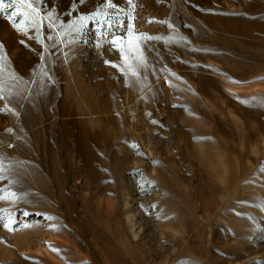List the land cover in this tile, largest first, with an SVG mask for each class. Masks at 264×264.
Segmentation results:
<instances>
[{
  "label": "rangeland",
  "instance_id": "374dc122",
  "mask_svg": "<svg viewBox=\"0 0 264 264\" xmlns=\"http://www.w3.org/2000/svg\"><path fill=\"white\" fill-rule=\"evenodd\" d=\"M112 3L0 15V264H264V0Z\"/></svg>",
  "mask_w": 264,
  "mask_h": 264
},
{
  "label": "snow or ice",
  "instance_id": "6c2138e0",
  "mask_svg": "<svg viewBox=\"0 0 264 264\" xmlns=\"http://www.w3.org/2000/svg\"><path fill=\"white\" fill-rule=\"evenodd\" d=\"M127 2L129 4H132L133 0H127ZM36 3H37V0H0V15L5 14V9H12L13 11L8 12L7 15L15 17L18 14L21 19L27 17V20L29 22L25 24L23 28H21V26L16 22L15 19L13 20V27H15L16 30L18 32H21L23 35H27L30 29L36 28L38 24L41 23L39 19V13L36 10ZM107 6L110 8L117 7L114 3H112V0H108ZM130 35L134 39H144V37H137L134 32L130 33ZM30 38L34 39L35 37H30ZM21 43H23V41H21ZM111 43H113V45H116L117 41L113 40L111 41ZM2 48H3V44L2 42H0V50H2ZM132 50H137V49L133 48ZM121 51L123 53L124 51L123 48H121ZM124 59H125L126 64L128 65L129 70L132 71L133 75H136L135 71L133 70V65H131L128 62V57L124 56ZM3 60H4V57L0 56V72H2L5 66L3 63ZM138 62L140 61L138 60ZM236 83H241V82L237 81ZM2 92H3V89L2 87H0V98H2ZM252 99L255 100V98H252ZM5 199H12V198L0 196V200H5ZM2 220L3 218L0 217V222H2ZM11 224H12V221L9 220L8 222L0 223V226H3L4 228H7L8 230L12 231L14 229L10 227Z\"/></svg>",
  "mask_w": 264,
  "mask_h": 264
}]
</instances>
